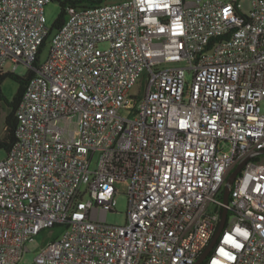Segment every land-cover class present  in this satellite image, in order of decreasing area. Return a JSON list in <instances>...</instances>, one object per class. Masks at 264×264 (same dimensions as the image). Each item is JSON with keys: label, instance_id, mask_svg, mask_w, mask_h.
Returning <instances> with one entry per match:
<instances>
[{"label": "built area", "instance_id": "built-area-1", "mask_svg": "<svg viewBox=\"0 0 264 264\" xmlns=\"http://www.w3.org/2000/svg\"><path fill=\"white\" fill-rule=\"evenodd\" d=\"M51 1L0 0V74L36 72L0 161V264L57 226L32 264H193L225 207L201 264H264V153L223 198L264 149V0L68 5L54 32Z\"/></svg>", "mask_w": 264, "mask_h": 264}, {"label": "rangeland", "instance_id": "rangeland-1", "mask_svg": "<svg viewBox=\"0 0 264 264\" xmlns=\"http://www.w3.org/2000/svg\"><path fill=\"white\" fill-rule=\"evenodd\" d=\"M65 0H52L45 6V16L47 18L48 25L52 26L54 21L58 18L61 12V2ZM108 2H116L121 0H107ZM242 8L245 12H249L251 9V0H241ZM50 40V39H49ZM48 44L45 46L42 52V59L46 58L48 52ZM108 45L102 43L101 47L106 48ZM12 63L6 65V69H11ZM29 72V67L25 64L18 65L15 70V74L25 76ZM190 78V77H189ZM140 82L132 88V93H137L140 89ZM19 89V83L14 79L8 77L2 83V92L8 101H12L15 94ZM264 109V102H263ZM10 111V107L7 101L4 99L0 102V138L5 136L6 133V116ZM7 155L6 150L0 149V161L3 160ZM264 159V154L262 155ZM119 194L117 195V205L114 211H110L107 214V221L115 225H125L127 221L128 212V195L126 193V185L118 184ZM64 228L57 226L53 229H46L36 234L32 240L27 242V250L20 258L17 264H32L36 255L41 251L42 247L57 236H61Z\"/></svg>", "mask_w": 264, "mask_h": 264}, {"label": "trees", "instance_id": "trees-1", "mask_svg": "<svg viewBox=\"0 0 264 264\" xmlns=\"http://www.w3.org/2000/svg\"><path fill=\"white\" fill-rule=\"evenodd\" d=\"M106 0H65L61 2V12L58 16V18L54 21L52 24L51 30L54 32L56 29H59L66 21L67 17V6L68 5H78V6H92V5H98L103 3ZM46 46V43H45ZM36 74L35 71L29 70L27 75L25 76H20L18 74H15L14 72H5L0 74V100H6L9 107L10 111L8 115L6 116V133L5 136L0 138V149L6 150L8 153L13 144L16 141V129H17V124L18 120L16 117V111L20 105V102L22 100V97L24 95V92L26 90V86L29 82V80ZM8 77L14 79L19 83V89L17 93L15 94L14 98L12 101H8L3 92H2V83L4 82L5 79Z\"/></svg>", "mask_w": 264, "mask_h": 264}, {"label": "water", "instance_id": "water-1", "mask_svg": "<svg viewBox=\"0 0 264 264\" xmlns=\"http://www.w3.org/2000/svg\"><path fill=\"white\" fill-rule=\"evenodd\" d=\"M257 153H264V149L258 150L257 152L251 154L248 158H246L243 162H241L237 166V168L228 177L227 182H226L225 187H224V191H223V198H224V201H225L226 204L230 203L231 185L235 181V178L237 177L239 171L241 170L243 165L246 163V161L248 159H250L253 155L257 154ZM227 215H228V208L225 207L224 210H223V216H222L221 223H220V225H219L214 237L212 238L211 242L206 247V249L203 251V253L199 256V258L193 264H201L203 261L206 260V258L208 257L209 252L213 249V247H214L215 243L217 242L222 230L224 229L225 222H226V219H227Z\"/></svg>", "mask_w": 264, "mask_h": 264}]
</instances>
